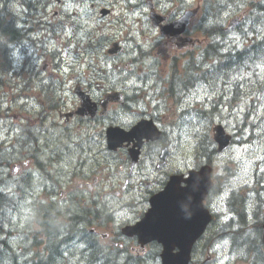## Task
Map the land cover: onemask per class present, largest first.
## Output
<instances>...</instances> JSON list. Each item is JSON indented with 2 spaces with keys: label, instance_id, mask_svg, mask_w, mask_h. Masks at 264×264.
<instances>
[{
  "label": "rangeland",
  "instance_id": "374dc122",
  "mask_svg": "<svg viewBox=\"0 0 264 264\" xmlns=\"http://www.w3.org/2000/svg\"><path fill=\"white\" fill-rule=\"evenodd\" d=\"M132 1H136V0H132ZM193 1V0H191ZM196 2H200L203 0H194ZM248 3L250 2V0H246ZM261 1V0H256V2ZM85 6L81 7V5L76 4L73 2V0H66V7L64 8L65 10L69 9V10H74V9H78L79 7L81 8V12H76L78 13V16L76 17L78 24L76 25L74 23V26L71 30L68 31L69 36H72V31H75V36L76 39L78 41H82L80 48H77L78 54L79 56H77V59L75 58V65L76 68H80L82 67V60L83 58L86 57L88 50H89V46L91 43V50L92 53H90V56L93 57V63H92V67H94L97 63L102 62H108L110 65H116L120 59L123 58V56L125 55V53L120 54L119 56L115 57V56H108L107 50L109 49L108 46L115 42V41H125L127 39V35L129 32H126V30L123 28V24L119 23V19L122 21H126V22H131L133 17H130L129 14L123 13L121 11V4H122V0H86L85 2ZM102 8H108L109 10L112 11V14L110 16H106V17H101L100 15V10ZM241 8V7H240ZM54 9V8H53ZM249 8H241V14H247V12H249ZM51 12H53V10L51 9ZM140 36V35H139ZM141 37V36H140ZM252 37V35H251ZM155 42V40L153 39H149L148 45H147V49L151 51V44ZM143 40L142 37L141 39L137 38L135 43H132V45H138V44H142ZM75 46V45H74ZM74 46H71V48H67L66 50L63 48L64 50V55L66 57H70L73 58L72 56L74 55V51L73 48ZM121 46L125 47V45L122 43ZM152 53V52H151ZM175 52H172V54H174ZM134 55L137 56L138 55V51L136 50L134 52ZM232 55V54H231ZM125 58V57H124ZM154 58V57H153ZM155 59V58H154ZM154 59H151V61H154ZM69 60H73V59H67L65 60L66 62H69ZM231 62L235 61V58H230ZM167 64V67H170L171 64L170 62L167 60L166 62H164ZM43 64V61H38L36 62V67H38V70L41 68V65ZM22 65L19 67V69L22 70ZM32 65L29 66V68H31ZM111 66H107V65H102L100 71L102 73H107L111 71V68H109ZM2 68V67H1ZM85 69H83V71L77 72V76H76V82H72L73 84H69L68 86V91L66 93L70 94L71 93V86H76V85H80L82 87H88V85L90 84H97L100 81H92V76L94 73V71L92 69H87V67H84ZM206 70L203 69L202 72H205ZM132 72L137 73L138 72L136 70L135 67L132 68ZM198 73H201V71H199ZM12 75V78L7 80V83H12L15 81L16 75L14 71H11V74H9V76ZM49 74L47 73L46 76H48ZM26 78H29V76L27 75ZM70 75L63 77V80L65 79L67 82H71L69 80ZM114 79H110L108 80L110 83H106L104 82L105 86L107 88H109V86H113V84H118L120 80L118 78V76H114ZM118 81V83H116V81ZM17 80V79H16ZM17 81H21V80H17ZM23 81H27L29 82L30 79L27 80H23ZM33 81V80H32ZM48 82H51L52 80H47ZM112 82V83H111ZM224 85V83L222 81H218L215 80L212 84L211 83H204L201 84L200 87H198L196 90L192 91V95H191V99L192 101H194V103L196 104V108H201V105L204 102V105L207 104H213L212 101L213 99L216 97V94H218V91L220 93H222V85ZM122 84H119V87ZM8 88L12 89L11 86L7 85ZM77 87V86H76ZM219 87V88H218ZM220 90H218V89ZM228 89H231V86H228ZM215 91V93H214ZM146 93H150L149 90L146 91ZM152 93V92H151ZM150 93V94H151ZM154 94H156V92H154ZM28 93L23 91L20 87L19 89H16L13 93H10V98L17 100L18 97L22 96V97H27ZM160 98V97H159ZM144 99V98H142ZM165 100H168L167 98H165ZM208 100V101H206ZM168 105H171L174 108V105L171 100L168 101L167 103ZM67 109L71 110L72 107L67 103L66 104ZM165 106V105H163ZM32 108V107H31ZM203 108V107H202ZM119 106L116 108L115 106L112 107L109 111V116L110 117L107 121L103 122L101 120L96 121L95 123H91L88 122L87 124L81 125L78 129L79 130H83L84 129V144H87L90 140V138H94V136L98 137L100 136L99 134L97 135L96 132L99 131H105L103 130L105 125L108 124V122H110L111 117L114 118H121L122 117V110L120 113L119 110ZM264 110V102L261 104V108L259 109V111H263ZM17 113L21 114V116H27V118L25 119H19L17 117ZM176 111L174 110H170L167 114H164L163 116H161L162 118L166 119V122L164 123L165 126L163 128V131L165 132V134L168 136L169 141L171 142V144H173L175 146V151H173L174 153V159H175V164L177 167L180 168H184V161L188 162V165H193L192 161H190V158H186L187 157V153L183 154L182 156L179 154L178 151V141L179 138L181 136L182 140L185 137V133L188 132V123H183L181 121V119L183 117H181L179 114H176ZM236 113H239L238 111L232 112V116ZM11 117H14L12 119H10L8 122L14 126H18L20 128L21 132L16 131V127L15 129L10 128L9 126L6 127L5 129L1 130V134H0V141H2V146L4 145H8L11 140L15 135H19L22 134L23 132L26 131V126L25 123H28V111L26 108V101L25 99L22 98V100L20 101H15L14 105L11 107V112L9 113ZM176 118L174 121H171L173 118ZM186 120V119H185ZM187 121V120H186ZM121 123L124 124V120L120 121ZM126 123V122H125ZM180 123V125H179ZM33 124H36V121L33 122ZM226 125V124H225ZM231 125H234V121H231ZM227 126V125H226ZM230 131H232L230 134H233V127H229ZM196 126L193 124L192 125V129L191 131L194 133H198L199 131H195ZM59 131V130H58ZM169 131H173L174 133V137L170 136ZM8 132L10 134H8ZM48 135H53L46 133L43 135L42 139ZM105 135V134H104ZM100 139H102V136H100ZM171 139H173V142L171 141ZM264 136L259 140H263ZM97 142H99V139H96ZM20 142L24 143V145H26L27 147H32L34 146V143L32 142H25L23 140V138L20 136ZM43 142V141H41ZM56 144L59 142V140H55L54 141ZM76 143H79L78 140L75 141ZM60 145L56 146V147H60V146H65L68 145L67 141H63L60 140ZM23 145V146H24ZM248 146V145H247ZM251 147V146H249ZM20 146L17 147V149H19ZM55 148V147H54ZM27 149V148H26ZM245 149L246 148H236L237 150V154L235 152H233V150L229 149V151H227L225 153V155L222 157V155L219 157V160L223 161L224 164H217L215 166V168H217V175L220 177V174L225 171H227V174L230 175L233 173H237V171H240V175L239 177H233L232 179H239L244 177L245 175H250V177L252 179H256V175L254 173H261L262 169H264V167H262L260 164L257 163L258 160H262L261 163L264 162V153L263 151L261 152H257L253 147L252 150L253 152H249V153H245ZM24 153L29 154L28 152H26V150H23ZM10 153H12L11 149H10ZM157 154V152H156ZM141 164H146V162L144 161V159L142 158L141 160ZM90 167L95 169L97 167V163L96 161H93L90 163ZM249 167V170L247 173H245V170ZM88 168V165L84 168L85 170ZM51 169V173H55V168L54 167H50ZM31 171V169H27L24 172H21L19 175V177L14 178L12 180H7L6 184H3V189L12 192V193H20V192H24V190L19 189L18 187H20L21 185L16 184L17 181L22 177V176H26ZM46 172V170H44V173ZM33 174V173H32ZM254 174V175H253ZM34 182L36 183L38 180V185H40L41 181H40V174L34 173ZM140 180V179H139ZM230 179H226V181L229 182ZM43 181V180H42ZM137 180H135L136 183ZM228 182L226 183V186L228 185ZM28 185V182L26 181V183ZM137 184V183H136ZM237 181L232 180L231 181V186L229 188V191L232 193V191L235 190L234 187H236L237 185ZM0 192H2L0 190ZM126 195L130 194L133 195L134 193H125ZM14 202V206H9L12 209H7L8 206H3V204L0 203V213L2 214L3 218V227L4 229L7 231L8 229H11L12 233H10V240L12 242V251L15 252L17 255L21 256L19 258H25V263L26 264H33L31 263L32 258L36 255V252H29V256L27 255H21V252L23 249H26L27 244L29 242V238L28 236L25 234V232H23L21 230L22 227V220H23V214L29 209L31 202L29 201V199L22 197V196H16L15 198L11 199ZM107 199L105 198L104 201H106ZM56 208H59V205L55 206ZM15 208V209H14ZM13 223L16 225V228L18 230H15L16 228L13 226ZM15 230V232L13 231ZM17 231V232H16ZM110 238L112 241H109L110 238H107L105 243H113V237L111 236V234L108 232ZM153 246V245H151ZM151 249V248H150ZM157 249V248H156ZM149 250V248L147 249ZM155 250V248H154ZM148 253V251H146ZM23 253V252H22ZM202 254V252H201ZM86 259H81V258H76L75 260H72L68 263L65 264H72V263H83L85 262ZM130 262H133L132 259L128 260ZM4 263H6V258L4 260Z\"/></svg>",
  "mask_w": 264,
  "mask_h": 264
},
{
  "label": "trees",
  "instance_id": "16d2710c",
  "mask_svg": "<svg viewBox=\"0 0 264 264\" xmlns=\"http://www.w3.org/2000/svg\"><path fill=\"white\" fill-rule=\"evenodd\" d=\"M261 10V9H259ZM261 12L263 13L264 10H261ZM255 19V17H254ZM0 30L3 33H6V29H4L3 27L0 28ZM4 30V31H3ZM223 30L222 27L216 26V27H212V28H207L205 29V34L206 35H212L213 33ZM254 49H252V54L254 55H258L260 51H264V42H256L254 43ZM205 54L207 57V59L209 61H213L216 63H220L221 65H226V67L229 69L231 66H229L228 64L231 61H226L229 60L228 58H226L217 48V46H213L210 48H207L205 50ZM2 58V57H1ZM3 59V58H2ZM222 62V63H221ZM5 67L3 66V69ZM259 84V86H261L263 84V82L260 83V81L257 82ZM264 88V84L261 86ZM260 87V88H261ZM259 87L256 89L257 92H260ZM255 89V88H254ZM46 104L48 105V107L50 109L54 108L55 106H57V102L52 100L51 98H48L46 100ZM3 163V162H1ZM7 182V180H6ZM24 183H26V180L23 181ZM3 184L4 181L0 182V190L2 192H0V203L3 204V206H8L7 209H12L9 206H14V202L9 198V196L5 193L4 189H3ZM16 208V207H15ZM14 208V209H15ZM51 218V214H47L45 213L39 223V226L42 227L43 232L45 233V235L47 236L45 239H38V241H35L34 244H27L26 249L28 250V248L30 247V245H33L34 247L32 248L33 251L36 252V255L32 258L31 263L33 264H65L62 259V257H60V252H61V244L63 241H61L60 236V232L59 231H55V230H49V226L48 225V220ZM3 218L1 217L0 219V264H19L18 263V257L16 256V253L12 251V242L9 238L10 236V230L6 231L3 227ZM36 223V222H35ZM51 223V220H50ZM28 224V230L26 228L22 229L25 230L28 234V236H30L29 234H32L34 230L30 229V221L27 222ZM25 250V249H24ZM26 251V250H25ZM6 258V263H4V260ZM26 264V263H23Z\"/></svg>",
  "mask_w": 264,
  "mask_h": 264
},
{
  "label": "water",
  "instance_id": "95a60500",
  "mask_svg": "<svg viewBox=\"0 0 264 264\" xmlns=\"http://www.w3.org/2000/svg\"><path fill=\"white\" fill-rule=\"evenodd\" d=\"M176 199H178V197H176ZM160 204L161 203L159 202L157 206H160ZM170 204V202L162 203L161 208L157 210V222H152L150 224L147 223V227L143 228V230L146 228L145 233L147 235L155 238L161 235L167 238H172L173 240L175 235L181 234L180 237L182 238L185 236L184 234L186 229L184 225L187 224L189 227H191L197 219V216H187L184 214L185 211H182L179 206L177 208H172ZM189 218L192 220H186ZM187 232L190 235L188 230ZM191 243H193V241H181L179 239H176V241H170V245L176 244L187 254L190 250Z\"/></svg>",
  "mask_w": 264,
  "mask_h": 264
},
{
  "label": "bare ground",
  "instance_id": "6f19581e",
  "mask_svg": "<svg viewBox=\"0 0 264 264\" xmlns=\"http://www.w3.org/2000/svg\"><path fill=\"white\" fill-rule=\"evenodd\" d=\"M235 47H236V45L232 44L228 40H223L222 42H220L217 45L218 50L226 58L229 59V60H226L228 62L230 61V58L231 57L232 58H235V53H234L235 52V49H234ZM242 55H243V51L241 50L239 57L237 59L235 58V61L234 62H236V63L239 64L240 63V58L242 57ZM255 75L256 76H262L260 74H255ZM253 83H254V85H253ZM253 83H252V86L255 89H257L258 87L260 88L263 85L262 84L261 86H259V84L257 83V81H254ZM220 85H222V84H220ZM222 87H223V89H222V93L221 94H223L225 96H228L231 99H235V96L230 93V90L228 89V87H227L226 84L222 85ZM218 90H220V89H218ZM214 93H215V91H214ZM255 124H256V126L254 128H256V131H253V134H255V132H256V134H255L256 137L261 139L264 136V127L260 123L257 124V122H255L254 125ZM50 220H51V223H50ZM49 224H50L49 230H55V231H59L60 232V205H59V208L54 207L52 209V211H51V218L48 220V225ZM77 244L80 245L82 248H86V246L84 245V242L83 241H79ZM79 250H80V253L79 254H82L83 253V250H81V249H79ZM79 254H73L72 249H71V254L68 257H62V259L64 260L63 262L68 263V262L72 261L76 255H79ZM72 264H81V263H72Z\"/></svg>",
  "mask_w": 264,
  "mask_h": 264
},
{
  "label": "flooded vegetation",
  "instance_id": "af4514ba",
  "mask_svg": "<svg viewBox=\"0 0 264 264\" xmlns=\"http://www.w3.org/2000/svg\"><path fill=\"white\" fill-rule=\"evenodd\" d=\"M234 49H235V52H234L235 53V58L237 59L239 57V55H240L241 49L239 47H237V46ZM253 85H254V83H253ZM255 126H256V124L254 125V127ZM63 216H64V210L62 208H60V218H62ZM77 217L84 224H87V225H93L94 224L93 220H85L81 213H77ZM72 252H73V254H79L80 250L79 249H75V250H72Z\"/></svg>",
  "mask_w": 264,
  "mask_h": 264
},
{
  "label": "snow or ice",
  "instance_id": "6c2138e0",
  "mask_svg": "<svg viewBox=\"0 0 264 264\" xmlns=\"http://www.w3.org/2000/svg\"><path fill=\"white\" fill-rule=\"evenodd\" d=\"M197 131H199V129H197ZM143 134H145V135H151V132L148 131V130H145Z\"/></svg>",
  "mask_w": 264,
  "mask_h": 264
}]
</instances>
